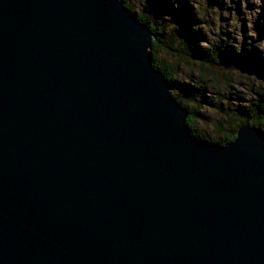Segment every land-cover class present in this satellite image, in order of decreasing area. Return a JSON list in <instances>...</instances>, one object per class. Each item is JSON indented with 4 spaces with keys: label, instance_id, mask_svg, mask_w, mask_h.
<instances>
[{
    "label": "water",
    "instance_id": "water-1",
    "mask_svg": "<svg viewBox=\"0 0 264 264\" xmlns=\"http://www.w3.org/2000/svg\"><path fill=\"white\" fill-rule=\"evenodd\" d=\"M122 0H0V264H264L263 133L204 143Z\"/></svg>",
    "mask_w": 264,
    "mask_h": 264
},
{
    "label": "rangeland",
    "instance_id": "rangeland-1",
    "mask_svg": "<svg viewBox=\"0 0 264 264\" xmlns=\"http://www.w3.org/2000/svg\"><path fill=\"white\" fill-rule=\"evenodd\" d=\"M188 3L195 19L194 28L201 32L208 41L237 48L256 46L264 54V0H181ZM143 0L129 2L130 14L136 15L142 7ZM179 10L173 5L168 12L159 14L152 8L149 23L166 26L163 34L168 36L170 28L179 25ZM166 23V24H165ZM204 43L199 42V46ZM170 51V53H168ZM157 52L158 59L175 64L176 78L189 83L201 84L206 92L204 102L197 109L199 117L195 127L204 136L217 133L215 124L224 126L231 122L229 104L236 103V98L250 95L249 84L255 87L258 78L248 72L226 69L214 65H200L195 59L186 58V52L179 54L174 50ZM174 52V53H173ZM221 124V125H220ZM234 123L232 124V126ZM221 126V128H222ZM264 128V126H262Z\"/></svg>",
    "mask_w": 264,
    "mask_h": 264
},
{
    "label": "trees",
    "instance_id": "trees-1",
    "mask_svg": "<svg viewBox=\"0 0 264 264\" xmlns=\"http://www.w3.org/2000/svg\"><path fill=\"white\" fill-rule=\"evenodd\" d=\"M131 0H122L124 7L128 10ZM142 7L135 19L144 23L152 32L148 53L151 66L160 71L163 77L169 83V94L179 105L187 111L184 123L188 132L199 141L204 143L223 144L231 140L234 136L235 128L241 122H247L249 125L257 127L263 133L264 144V54L258 52L257 47L237 48L234 45H226L208 41L201 32L194 28V22L197 20L192 15V10L187 2L181 0H143ZM173 5L179 10V25L172 26L165 37L164 28L160 21L154 24L149 23V17L152 8L158 9L159 14L169 12ZM130 13V12H129ZM132 15V14H131ZM166 24V23H165ZM199 42L204 45L199 46ZM186 52V58L195 59L200 65H214L226 69L240 70L253 74L258 78L255 87L249 84L251 91L247 97H237L236 103L229 104V113L231 119L224 126L215 124L216 134L206 135L197 130L195 121L199 117L197 109L204 102L206 89L203 85L189 83L176 78L177 68L175 64H170L166 60L158 59L157 52L164 50H174L178 54ZM170 53V51L168 52ZM174 53V52H173ZM190 55V56H188ZM234 125L232 126V124Z\"/></svg>",
    "mask_w": 264,
    "mask_h": 264
}]
</instances>
